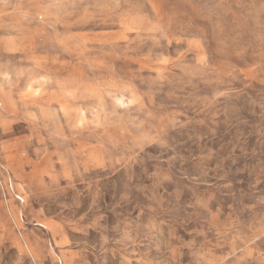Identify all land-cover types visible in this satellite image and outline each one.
<instances>
[{
	"label": "rangeland",
	"instance_id": "rangeland-1",
	"mask_svg": "<svg viewBox=\"0 0 264 264\" xmlns=\"http://www.w3.org/2000/svg\"><path fill=\"white\" fill-rule=\"evenodd\" d=\"M0 264H264V0H0Z\"/></svg>",
	"mask_w": 264,
	"mask_h": 264
}]
</instances>
